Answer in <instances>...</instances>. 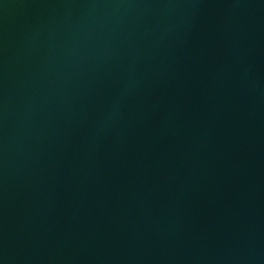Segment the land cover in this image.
Segmentation results:
<instances>
[{
	"label": "water",
	"instance_id": "water-1",
	"mask_svg": "<svg viewBox=\"0 0 264 264\" xmlns=\"http://www.w3.org/2000/svg\"><path fill=\"white\" fill-rule=\"evenodd\" d=\"M0 264H264V0H0Z\"/></svg>",
	"mask_w": 264,
	"mask_h": 264
}]
</instances>
